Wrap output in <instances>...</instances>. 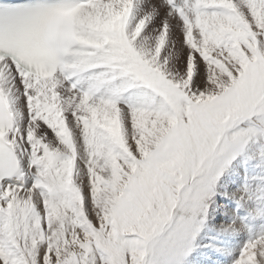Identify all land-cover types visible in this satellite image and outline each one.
<instances>
[{
	"label": "snow or ice",
	"instance_id": "snow-or-ice-1",
	"mask_svg": "<svg viewBox=\"0 0 264 264\" xmlns=\"http://www.w3.org/2000/svg\"><path fill=\"white\" fill-rule=\"evenodd\" d=\"M0 264H264V0H0Z\"/></svg>",
	"mask_w": 264,
	"mask_h": 264
}]
</instances>
